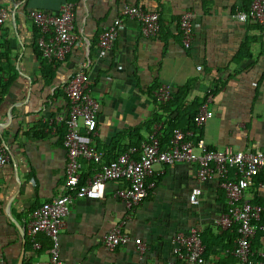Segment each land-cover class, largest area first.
<instances>
[{
	"label": "crops",
	"instance_id": "crops-1",
	"mask_svg": "<svg viewBox=\"0 0 264 264\" xmlns=\"http://www.w3.org/2000/svg\"><path fill=\"white\" fill-rule=\"evenodd\" d=\"M65 2L75 3L73 31L77 39L53 79L46 80L41 75L40 61L47 58L36 53V49L41 51L37 43L40 31L28 14L31 10L57 13ZM123 2L157 11L164 30L146 38L138 22L124 18L111 50L99 57V36ZM248 3L0 0V7L10 9L0 30V78L11 80L0 104V141L10 152V161L0 168V264H48L52 242L43 233L30 234L29 225L37 206L63 192L66 151L63 130L58 131L63 124H50L49 120L66 113L67 98L53 94L58 95V90L65 94L68 78L77 68L88 74L90 93L98 102L95 145H109L117 133L140 125L153 111L162 119L150 131L157 127L159 135L168 113L156 110L145 94L146 87L157 80L158 84H167L172 95L181 86L187 88L182 100L185 107H178L180 114L173 130L193 129L185 111L195 113L210 94L213 116L199 130V139L209 149L264 151V27L233 17ZM185 10L194 12V39L187 49L178 32V21ZM175 108L172 105L169 110ZM79 123L85 134L81 120ZM31 129L41 130L42 135L35 138ZM147 132L142 131L143 136ZM254 179L245 197L253 204L258 202L264 211V190L257 185L262 179L256 183ZM148 181L154 182L149 195L132 212L113 197L115 189L123 186L120 182H108L101 199H75L57 238L62 264H167L172 260L171 238L175 233L187 232L191 227L202 231L213 227V219L226 208L219 181L198 183L196 165L155 164ZM194 186L201 190L198 206L190 205L188 200ZM123 221L121 229L144 242L143 254H138L132 244L113 251L103 247L102 236ZM251 247L257 253L264 251L259 233ZM232 249L214 256V263L223 258L227 264H238ZM256 259L257 264H264V256Z\"/></svg>",
	"mask_w": 264,
	"mask_h": 264
},
{
	"label": "built area",
	"instance_id": "built-area-1",
	"mask_svg": "<svg viewBox=\"0 0 264 264\" xmlns=\"http://www.w3.org/2000/svg\"><path fill=\"white\" fill-rule=\"evenodd\" d=\"M9 13L8 7H0V30ZM28 16L39 28L37 43L42 55L49 61H63L77 39L73 31L75 3H63L57 13L31 10ZM233 17L240 22L250 19L264 27V0H250L248 10L236 11ZM124 18L138 22L141 34L146 38L159 34L157 11L145 10L141 5L123 2L111 24L99 36V57L105 56L111 50ZM193 19L194 12L185 10L178 21L181 44L185 49L191 46L194 39ZM89 84V76L84 69L74 70L64 87L67 98L66 113L49 120L50 124H63L65 127L62 141L66 151L65 184L61 194L43 201L33 210L29 225L30 234L43 233L52 242L48 264H62L57 238L75 199H101L108 182H120L123 186L115 189L113 197L119 199L128 212H132L145 200L148 190L154 185V182L147 183L153 166L175 163L196 165L198 183L213 179L219 181L224 190L226 208L213 219L212 225L220 230L236 227L237 237L232 255L238 264H254V254L264 256V251L257 253L251 249V242L257 233L264 240L263 208L245 197L253 179L260 173L264 175V151L209 149L201 139L195 140V131H199L213 116L209 108L212 99L210 94L194 113V129H174L166 148H160L158 128L154 127L145 134V141L139 148L129 147L115 159L105 163L94 142L98 102L92 97ZM153 95L159 102L164 103L172 98V90L167 84L160 83L154 89ZM80 120L85 134L81 132ZM80 159L92 160L99 164L98 171L86 178L83 184H79ZM9 161V147L0 141V168ZM257 185L264 190V178L258 181ZM200 194L199 186L191 189L188 197L190 205H199ZM124 223L123 221L111 228L102 236L103 247L113 251L119 246L132 244L138 254H143L146 249L144 242L139 237L134 238L123 231L121 226ZM201 232V228L191 227L187 232L175 233L171 238L172 260L167 264H204ZM35 246L38 245L35 243Z\"/></svg>",
	"mask_w": 264,
	"mask_h": 264
},
{
	"label": "trees",
	"instance_id": "trees-1",
	"mask_svg": "<svg viewBox=\"0 0 264 264\" xmlns=\"http://www.w3.org/2000/svg\"><path fill=\"white\" fill-rule=\"evenodd\" d=\"M249 4H250V0L248 4H246L239 10L247 11ZM249 20L250 19H248L247 21ZM159 23H160V31H159L160 33L164 30V25H163V22L160 16H159ZM178 32L180 34V39H181L180 30ZM172 37L176 38V35H173ZM94 40L96 41V39ZM91 52H92V49H91ZM36 53L38 56L41 55V51L37 49H36ZM68 57H69V54L66 55L65 59H68ZM40 62H41V66H40L41 75L46 80H52L55 75V71L58 68L61 61H55V60L47 61L46 59L43 58ZM10 84H11V80L0 78V104L5 99V95L7 93V90ZM157 85H158L157 80H154L152 84L146 87L145 94L147 95L148 99L154 103L155 107H157L156 110H160V111H164L168 113L166 115L167 121H164L166 125L163 126V129L158 135L160 148L164 149L170 143V139L173 133V123L177 118V114H180L178 107H185L184 105H182V100L184 99V96L187 92V88H186V85L181 86L177 90V92L172 95V98L169 101L161 103L156 99L154 95H152ZM58 92H60L58 93V95L53 94V96L54 97L59 96L66 100V95L61 94L60 90H58ZM172 105H175L176 108L173 111H170L169 109L170 107H172ZM172 114H176V115L172 117ZM185 116L187 117V122H190L192 125V128L194 129V126H193L194 113H192L189 110H186ZM161 117L162 116L159 115L156 111H153L152 114L148 118H146L143 122L140 123V125L125 128L121 130L119 133H117V135L112 139L109 145H99L96 142L97 149L102 154V161L107 163L115 159L119 154L123 153L129 147L136 146L139 148L142 142L145 141V136H143L142 131H145V132L150 131L153 124L159 123L161 121L162 119ZM61 129L63 130L61 133L62 141H63L65 127L62 125V127L59 128L58 131L60 132ZM31 132L33 133L35 138L42 135L41 130L35 131L34 129L33 130L31 129ZM199 132L200 131H195V133H198V136L195 137V140L199 139ZM124 139H126L127 142L123 144L122 141ZM81 160H82L80 162L81 179L79 181V184H83L86 178L92 176L99 169L98 163L92 160H84V159H81ZM263 177L264 175L262 174L258 175L254 179V182L256 183L258 180L263 179ZM147 183H149L148 179H147ZM148 195H149V190H148ZM256 203L259 204L258 202H254V204ZM222 204L225 207V203H222ZM263 214H264V211H263ZM262 222H264V218L262 219ZM236 237H237V233H236L235 226L229 227L226 230L215 229L212 226H208L204 228L201 233V241L204 245L203 257L205 261L206 260L208 261L207 264H227V261L223 258L222 259L219 258L218 261L214 263L213 258L214 256L221 254V252H224L225 250H231L233 239H235ZM218 247H219V250L217 249ZM256 258L260 259V256L257 257L256 254H254V256L252 257V261L254 264H257L258 262Z\"/></svg>",
	"mask_w": 264,
	"mask_h": 264
}]
</instances>
